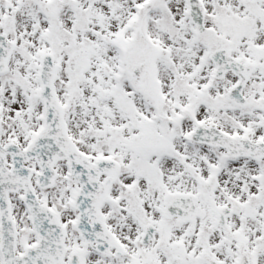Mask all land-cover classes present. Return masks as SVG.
I'll return each mask as SVG.
<instances>
[{
  "label": "snow or ice",
  "instance_id": "6c2138e0",
  "mask_svg": "<svg viewBox=\"0 0 264 264\" xmlns=\"http://www.w3.org/2000/svg\"><path fill=\"white\" fill-rule=\"evenodd\" d=\"M0 264H264V0H0Z\"/></svg>",
  "mask_w": 264,
  "mask_h": 264
}]
</instances>
